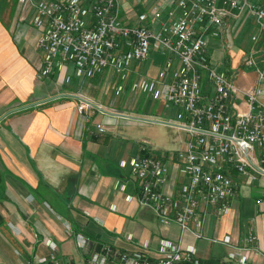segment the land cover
<instances>
[{
	"label": "crops",
	"instance_id": "1",
	"mask_svg": "<svg viewBox=\"0 0 264 264\" xmlns=\"http://www.w3.org/2000/svg\"><path fill=\"white\" fill-rule=\"evenodd\" d=\"M153 1L121 0L120 20L126 25L157 28L158 22L147 16ZM250 2L264 6V0ZM33 12L19 0H0V264H17L20 259L13 254L16 248L24 256L45 254L48 248L42 241L46 237L57 243L63 264L79 263L105 243L133 250L138 242L148 240L154 254L163 238L194 245L200 260L208 262L222 259L232 247L212 239L229 236L237 245L250 234L257 240L248 264H264V176L245 185L235 174L240 183L226 214L218 215L213 207L201 206L203 215L193 223L201 238L188 232L181 234L177 225H159L153 211L136 200H127V195L137 196L139 187L129 168L120 167L119 162L138 154L140 143L130 135L129 128L144 122L104 110L182 121V109L163 100L165 85L173 69L179 68L175 58L151 48L146 60L130 63L123 79L108 70L78 76L72 67L63 83L53 75L40 78L44 53L36 43L44 24L31 22ZM142 13L146 17L139 20ZM240 17L230 20L226 34L217 35L213 28L206 32L208 60L218 69L240 63L251 36L262 35L264 40L255 17L249 12ZM167 60L171 61L169 69L165 66ZM161 69L166 73L153 90L140 86L144 79L156 80ZM72 76L74 80H70ZM203 77L207 89L205 74ZM236 83L242 88L254 87L258 76L255 70L241 66ZM118 85L122 86L121 93L115 90ZM100 87L112 95L122 94L127 101L114 107L104 103L97 94ZM82 90L88 94H82ZM76 93L99 104L102 110L79 112ZM147 100L149 103L141 109ZM178 145L175 139L174 147L155 146L153 152L170 157ZM168 164L165 189L175 193L183 176ZM116 182L124 184L125 189L120 190ZM66 223L71 231L65 228ZM90 225L100 227L104 238L89 232ZM77 232L93 239L85 251L76 246ZM127 235L133 236V242L126 239Z\"/></svg>",
	"mask_w": 264,
	"mask_h": 264
},
{
	"label": "built area",
	"instance_id": "2",
	"mask_svg": "<svg viewBox=\"0 0 264 264\" xmlns=\"http://www.w3.org/2000/svg\"><path fill=\"white\" fill-rule=\"evenodd\" d=\"M19 1L34 10L32 23L44 24L36 43L44 53L40 78L53 75L63 83L72 67L78 76L108 70L123 79L130 63L146 60L151 48L161 49L179 63L165 85L163 100L180 107L184 119L160 123L176 127L185 137L177 138L179 145L170 157L157 155L151 144L140 143L138 154L119 162L120 167L129 168L139 187L137 196L127 195V200H136L153 211L159 225H177L181 234L188 232L201 238L202 234L193 228V223L203 215L201 206L209 205L218 215L226 214L240 183L234 175H239L245 185L264 176L262 35L251 36L240 63L222 69L209 62L206 48L209 28L223 35L230 20L241 18L245 12L255 17L259 31L264 32L263 5L250 0H154L147 16L158 26L151 28L124 24L120 20L121 0ZM145 17L146 13H142L139 20ZM165 64L167 69L171 68L170 60ZM241 66L255 70L256 86L242 88L236 83ZM165 73L166 69L159 70L156 80L144 79L140 86L153 90ZM204 74L209 90L203 86ZM121 89V85L115 88L116 92ZM74 96L78 98L79 112L88 108L102 110L89 98L77 93ZM168 161L183 176L175 193L165 189L170 172ZM116 183L120 190L125 189L124 184ZM65 228L71 231L68 223ZM126 239L133 242L132 235ZM159 240L154 254L148 240L138 242L133 250L105 243L76 264H248L252 250L256 251L257 237L250 234L237 245L231 243L229 236L212 239L232 247L222 259L208 262H202L195 246L185 245L181 239ZM74 241L81 251L93 243L91 237L81 232L75 233ZM42 244L48 248L45 254L24 256L20 248L14 249L13 254L20 259L17 264H63L58 257V245L51 237H46Z\"/></svg>",
	"mask_w": 264,
	"mask_h": 264
},
{
	"label": "rangeland",
	"instance_id": "3",
	"mask_svg": "<svg viewBox=\"0 0 264 264\" xmlns=\"http://www.w3.org/2000/svg\"><path fill=\"white\" fill-rule=\"evenodd\" d=\"M148 1V0H147ZM75 77L72 76V79L70 80H74ZM108 80L110 81V78H108ZM98 83V82H95ZM58 85H62L59 83H56ZM98 84H96L97 86ZM96 88V87H95ZM94 87L91 86V89L95 90ZM147 90V89H145ZM83 91V90H82ZM85 95L88 94L86 91H83L82 94ZM89 92V91H88ZM108 91L104 92V90H102V87H100V89L98 90V95L100 96L101 101H103L106 104H109L110 106L114 107L115 105H119L122 104L123 102L127 101V97H121L122 94L121 90L119 91V94H115L112 95V93H107ZM129 102V100H128ZM148 100L146 102H144V105L141 109L145 108V106L148 104ZM150 106V105H149ZM151 107V106H150ZM135 114L133 115H140L136 112H134ZM142 116V115H141ZM159 121H163V119H160ZM130 135H132L133 138L137 139L138 143H142V144H151L149 143V141H151L152 143L155 144V146L159 149L161 148H171L174 147L175 145V139L178 138V136L180 135L181 137H185V133L178 131L176 128L173 127H169L164 123H151V122H145L143 125H132L130 128ZM149 140V141H147ZM153 146V145H152ZM155 146H153L154 150H157L155 148ZM92 228V229H90ZM90 231H93L94 234H96L97 236H99L100 238H104V234L101 232V228L98 226H92L90 225Z\"/></svg>",
	"mask_w": 264,
	"mask_h": 264
},
{
	"label": "water",
	"instance_id": "4",
	"mask_svg": "<svg viewBox=\"0 0 264 264\" xmlns=\"http://www.w3.org/2000/svg\"><path fill=\"white\" fill-rule=\"evenodd\" d=\"M105 112H107L108 114H111V115H113V116H120V117H127V118H133V119H141V120H149L151 123H159L160 124V122L161 121H158V120H156V119H143V118H140V117H136V116H133V115H125V114H123V113H120V112H111V111H108V110H104Z\"/></svg>",
	"mask_w": 264,
	"mask_h": 264
}]
</instances>
